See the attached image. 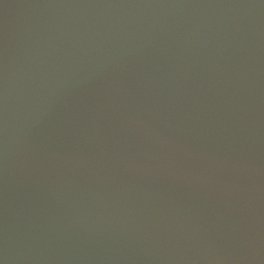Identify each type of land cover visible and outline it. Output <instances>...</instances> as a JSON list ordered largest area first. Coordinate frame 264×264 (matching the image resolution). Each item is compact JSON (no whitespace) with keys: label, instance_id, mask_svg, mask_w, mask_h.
I'll list each match as a JSON object with an SVG mask.
<instances>
[{"label":"water","instance_id":"95a60500","mask_svg":"<svg viewBox=\"0 0 264 264\" xmlns=\"http://www.w3.org/2000/svg\"><path fill=\"white\" fill-rule=\"evenodd\" d=\"M0 264H264V0H0Z\"/></svg>","mask_w":264,"mask_h":264}]
</instances>
